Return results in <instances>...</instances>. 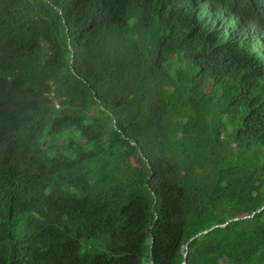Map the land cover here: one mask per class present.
I'll use <instances>...</instances> for the list:
<instances>
[{
    "label": "trees",
    "instance_id": "16d2710c",
    "mask_svg": "<svg viewBox=\"0 0 264 264\" xmlns=\"http://www.w3.org/2000/svg\"><path fill=\"white\" fill-rule=\"evenodd\" d=\"M263 205L264 0H0V264H264Z\"/></svg>",
    "mask_w": 264,
    "mask_h": 264
},
{
    "label": "water",
    "instance_id": "95a60500",
    "mask_svg": "<svg viewBox=\"0 0 264 264\" xmlns=\"http://www.w3.org/2000/svg\"><path fill=\"white\" fill-rule=\"evenodd\" d=\"M263 208H264V205H263L262 208H260L259 210L253 212L250 216H248V217H243L242 219L252 217L255 213H258V212L261 211ZM236 220H238V219H231V220H229L227 223L232 222V221H236ZM227 223H225V224L222 225V226H214V227L210 228L209 230L202 232L201 234L207 233V232H209V231H211V230H213L214 228H217V227H224ZM197 236H198V235H197ZM195 237H196V236H195ZM185 255H186V253H184V256H185Z\"/></svg>",
    "mask_w": 264,
    "mask_h": 264
},
{
    "label": "clouds",
    "instance_id": "9594fccd",
    "mask_svg": "<svg viewBox=\"0 0 264 264\" xmlns=\"http://www.w3.org/2000/svg\"><path fill=\"white\" fill-rule=\"evenodd\" d=\"M259 1H261V0H259Z\"/></svg>",
    "mask_w": 264,
    "mask_h": 264
}]
</instances>
